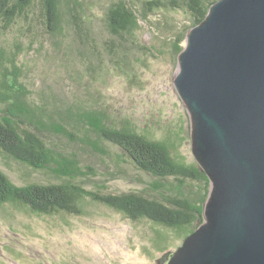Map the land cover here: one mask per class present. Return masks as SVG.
<instances>
[{"label": "rangeland", "instance_id": "1", "mask_svg": "<svg viewBox=\"0 0 264 264\" xmlns=\"http://www.w3.org/2000/svg\"><path fill=\"white\" fill-rule=\"evenodd\" d=\"M111 2L61 0V23L59 30L53 31L42 17L39 0H35L28 17L17 24L7 26L0 20V62L2 57L17 55L23 73L11 79L9 85L15 87L16 83L19 89L14 91L29 104L46 107L49 115L45 119L51 126L45 130V140L73 163L79 160L83 171L75 183L90 190L156 195L155 177L139 171L120 148L94 132L90 121L69 112L78 108L91 112L104 109L107 124L119 128L134 125L140 132L161 130L177 120L169 131H182L180 114L186 118L188 112L173 83L178 61L170 54L168 59H151L149 67L140 68L137 77L129 79L125 67L132 64L125 54L120 70L111 52L101 47V41L108 37L105 15ZM75 14L100 43V56L90 48L95 42L82 40L81 29H85L73 25ZM149 17V22H141V38L156 49L169 40L171 31L164 27L162 15ZM171 17L179 26L187 21L183 13H173ZM186 128L189 140L183 142L180 153L192 160L190 117ZM154 134L159 135L157 131ZM0 170L17 185L59 181L51 170L23 165L1 149ZM154 227L150 221L127 219L101 204H89L83 215L54 216H40L27 208L3 204L0 264H159L160 258L174 253L184 239L173 233L167 249L160 251L152 242L156 240Z\"/></svg>", "mask_w": 264, "mask_h": 264}, {"label": "trees", "instance_id": "2", "mask_svg": "<svg viewBox=\"0 0 264 264\" xmlns=\"http://www.w3.org/2000/svg\"><path fill=\"white\" fill-rule=\"evenodd\" d=\"M135 1L137 2L134 4L133 0H112L105 15L108 37L101 44L95 42L90 28H84L83 23L81 24L83 20L76 14L75 21H72L75 27L85 29H81L84 36L82 40L95 42L90 45L93 53L99 54V44L111 52L117 69H122L121 57L125 54L132 64L125 67V76L129 79L137 77L140 68L149 67L151 59H168L170 54L178 61L188 31L206 18L210 7L218 0ZM34 2L35 0H0V20L7 26L17 24L20 19L28 17ZM60 5L61 0H39L42 17L53 31L59 30L61 23ZM167 12L169 19L166 18ZM173 13H183L187 21L179 26L171 17ZM151 14L162 15L165 19L164 27L171 31L169 40L159 46L157 44L156 49L144 43L141 38L144 28L141 22H149ZM135 55L136 60L133 61ZM2 59L0 149L23 165L51 170L59 181L17 185L0 170V205L11 204L15 208H27L40 216H54L83 215L88 212L89 204H101L127 219L147 220L155 224L156 240L152 242L160 251L167 249V242L173 238V233H176L178 239H185L201 225L204 204L210 193V180L194 158L191 160L180 153L183 142L189 140V128H186L188 114L186 118L180 114L181 132L169 131L177 125V120L164 125L161 130L140 132L134 125L119 128L107 124L104 109L99 110L100 112L83 108L69 109L71 114H80L82 118L90 121L94 132L120 148L139 171L155 177L157 194L90 190L74 182L83 171L79 167V160L76 159L73 163L65 155L57 153L45 140V130H49L51 126L45 119L49 115L46 107L41 108L35 102L29 104L21 98L18 91H14L19 89L16 83L15 87L13 84L9 85L11 79H18L23 73L17 55ZM106 74L104 69L102 75ZM53 126L55 127V123ZM156 131L158 136L154 134ZM165 258L161 257L159 264H164Z\"/></svg>", "mask_w": 264, "mask_h": 264}, {"label": "water", "instance_id": "3", "mask_svg": "<svg viewBox=\"0 0 264 264\" xmlns=\"http://www.w3.org/2000/svg\"><path fill=\"white\" fill-rule=\"evenodd\" d=\"M173 83L210 180L203 222L166 264H264V0H218Z\"/></svg>", "mask_w": 264, "mask_h": 264}]
</instances>
